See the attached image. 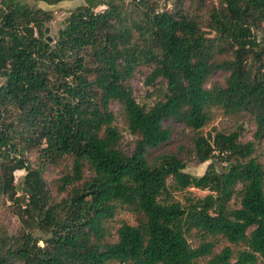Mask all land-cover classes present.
I'll list each match as a JSON object with an SVG mask.
<instances>
[{"label": "trees", "instance_id": "trees-1", "mask_svg": "<svg viewBox=\"0 0 264 264\" xmlns=\"http://www.w3.org/2000/svg\"><path fill=\"white\" fill-rule=\"evenodd\" d=\"M159 1L83 0L48 42L49 11L0 0V208L9 202L19 224L10 233L0 218V264L264 259V165L256 156L264 132V0H173L170 8ZM143 65L151 67L148 84L164 83L149 107L127 83ZM216 72L224 79L208 83ZM113 102L136 137L129 153L120 147ZM213 108L250 114L254 140L242 142L237 130L204 135ZM172 122L193 132V154L209 161L202 175L185 171L182 148L150 156L170 140ZM66 157L70 170L58 190L75 186L55 199L43 174ZM16 171H25L23 195ZM188 187L207 193L184 203L173 197ZM124 205L137 221L122 222L109 241L106 223ZM219 239L239 248L215 252Z\"/></svg>", "mask_w": 264, "mask_h": 264}, {"label": "rangeland", "instance_id": "rangeland-1", "mask_svg": "<svg viewBox=\"0 0 264 264\" xmlns=\"http://www.w3.org/2000/svg\"><path fill=\"white\" fill-rule=\"evenodd\" d=\"M28 4H33L34 0H19ZM217 0H208V4L216 2ZM173 0H168L166 2L160 0L158 5L160 8H170ZM36 6L49 11L51 19L44 23L43 35L44 37H50L52 40L56 38L59 28L62 26L64 19L69 15L70 11L73 10L78 5L83 4V0H64L57 4L49 5L42 1L35 2ZM102 7H98L97 10H100ZM48 27V31L45 29ZM151 71L150 66H140L136 69L134 75L127 81L133 91V95L136 101L146 107L151 106L156 100L161 98L162 89L164 88V83L161 80L155 81L154 84H148L146 78ZM225 74L223 72L214 73L208 83H211L214 80L221 81L224 79ZM2 79H0V82ZM111 109L114 111L116 120L115 124L117 125L120 133V147L126 153H129L135 143V136L129 133L124 118L122 116L121 107L117 102H113ZM172 134L170 140L163 144L159 149L150 152V156L159 154L165 151L177 152L179 148L183 151L182 158L186 162L185 171L188 173L200 176L206 170L209 161L199 162L198 159L193 154V146L191 143V136L193 132L184 128L177 122H172ZM237 130L239 132V137L242 142H247L254 140V133L256 130V124L252 116L246 112L237 113V114H226L221 109L213 108V117L212 119L202 128L201 132L204 135L208 133L213 134L215 131L230 132ZM37 153L32 151L29 156L30 161H34ZM256 156L259 161L264 165V132L262 133L260 139L256 144ZM71 158L66 157L62 159L57 164H49L46 166L44 171V178L47 182L49 194L52 198L59 199L68 194L72 186H68L65 191L59 192L58 185L60 177L70 170ZM25 171H16L15 183L17 186V191L19 195H23L24 184L23 177ZM85 175L89 176V172L85 170ZM171 183V180H169ZM240 187V186H238ZM207 191H202L193 187H188L182 191H173V197L184 203L185 198L188 196H203ZM231 204L233 206H238L236 200L232 199ZM9 202H6L0 208V218L3 224L7 227L10 233H14L18 229V220L16 216L12 213ZM137 221L136 215L133 213L131 207L129 206H117L114 217L106 223L108 228V240H116V230L121 225L122 222H127L129 224H135ZM189 242L191 245H198L199 240L197 237H189ZM230 245L234 250L238 249L239 246H234L229 244L224 239H219L215 247V252L219 251L223 246ZM201 264L205 263V260H200ZM107 264H122L119 262H108ZM126 264V263H124ZM257 264H264V259L259 258Z\"/></svg>", "mask_w": 264, "mask_h": 264}, {"label": "water", "instance_id": "water-1", "mask_svg": "<svg viewBox=\"0 0 264 264\" xmlns=\"http://www.w3.org/2000/svg\"><path fill=\"white\" fill-rule=\"evenodd\" d=\"M45 31H46V32L48 31V27L45 29ZM47 41H48V42H51L52 39H51L50 37H48V38H47ZM24 191H25V188H24Z\"/></svg>", "mask_w": 264, "mask_h": 264}]
</instances>
